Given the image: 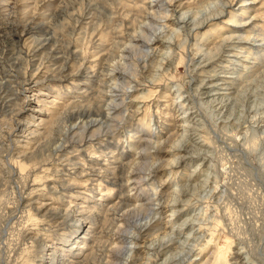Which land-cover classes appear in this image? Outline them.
Returning a JSON list of instances; mask_svg holds the SVG:
<instances>
[{
    "label": "rangeland",
    "instance_id": "obj_1",
    "mask_svg": "<svg viewBox=\"0 0 264 264\" xmlns=\"http://www.w3.org/2000/svg\"><path fill=\"white\" fill-rule=\"evenodd\" d=\"M217 2L224 13L195 35L178 26ZM221 2L0 0V264H177L183 240L179 264H264V137L249 145L264 134V102L251 104L264 92V0ZM177 87L199 102L189 119L165 111ZM210 97L215 108L200 105ZM186 184L196 191L182 197ZM81 207L92 224L66 215Z\"/></svg>",
    "mask_w": 264,
    "mask_h": 264
},
{
    "label": "bare ground",
    "instance_id": "obj_2",
    "mask_svg": "<svg viewBox=\"0 0 264 264\" xmlns=\"http://www.w3.org/2000/svg\"><path fill=\"white\" fill-rule=\"evenodd\" d=\"M216 1V0H215ZM218 1H220L221 2V0H218ZM222 3V2H221ZM224 7H225V4L223 3V5L222 6H219L218 5V2H217V4L211 9V10H206L207 11V13L205 12V14H203V16H200V17H192V19L189 21H187L186 20V14H184V15H182L181 17H180V20L181 21H179L178 22V26H182L183 28H186L187 30H188V32H190L191 34L192 33H194V35H195V33H196V30H198L199 28H201L206 22H212L216 17H217V15H219V14H221V13H224V11H221L220 9H223L224 10ZM182 7L181 6H178V7H176V8H174V9H181ZM211 8V7H210ZM196 16V15H195ZM217 19V18H216ZM177 23V22H176ZM179 29H181V27L179 28ZM186 30V31H187ZM163 32V31H162ZM160 33V32H159ZM161 34H163V33H161ZM177 36V35H176ZM187 37V36H186ZM193 39V38H192ZM237 39H239V37H233V38H227V39H222L221 41V43H220V46L221 47H219V49H221V51H222V49H223V47L224 46H228V44H229V42H233V40H237ZM135 40V39H134ZM155 40V39H154ZM188 40V39H187ZM49 41L50 40H47V41H45L44 43L45 44H48L49 43ZM52 41V40H51ZM133 41V40H132ZM136 42V41H135ZM185 42H186V40L184 41L183 40V42H180V43H178L177 45H179L180 47H184L185 46ZM132 43V42H131ZM176 44V43H175ZM174 44V45H175ZM67 45V44H66ZM157 45V44H156ZM162 45V44H161ZM69 46H70V44H69ZM154 46V45H153ZM168 46V45H167ZM142 47V46H141ZM65 49V48H64ZM130 49L131 50H137V51H139V53L140 54H142V53H145V52H143L142 50H140V49H138V47L137 46H135V45H131V47H130ZM153 49V48H152ZM177 49H179V48H177ZM218 49V50H219ZM143 50H145V49H143ZM150 50V49H149ZM155 50V49H154ZM147 51V50H146ZM173 51V50H172ZM178 51V50H177ZM174 52V51H173ZM139 53L137 52L136 54H138L139 55ZM150 53V52H149ZM160 53V52H159ZM169 53V52H168ZM178 53V52H177ZM182 53V52H181ZM202 53V52H201ZM226 53V52H225ZM228 53V52H227ZM163 54V53H162ZM173 54V53H172ZM206 54V53H205ZM210 53H208V55H209ZM148 55V54H147ZM150 55H151V53H150ZM169 55V54H168ZM182 55H184V54H182ZM197 55V54H196ZM228 55H230L229 53H228ZM135 56V55H134ZM171 56V55H170ZM70 57V56H69ZM186 57V56H185ZM184 57V58H185ZM206 57V56H205ZM237 57V56H236ZM160 58V57H159ZM178 58V57H177ZM177 58H176V60H177ZM107 59V58H106ZM156 59V58H155ZM166 59V58H165ZM172 59V58H171ZM121 60H123L124 61V57H121ZM168 60V59H167ZM166 60V61H167ZM178 60H179V62H182V63H184L183 62V60H182V58H178ZM186 60V59H185ZM208 60V59H207ZM189 62H190V65H188L189 64V62H187V63H185V65H183L184 66V68H186L188 71L189 70H192L193 68H196V70H197V68H199V66L201 65V64H195V60H194V58H192V59H189L188 60ZM209 61V60H208ZM210 62V61H209ZM127 63V62H126ZM181 63V64H182ZM192 63H194V64H192ZM204 63V62H203ZM204 64H206V63H204ZM203 64V65H204ZM82 65V64H81ZM105 65H106V61H105ZM170 66V65H169ZM168 66V67H169ZM61 70V69H60ZM66 71V70H65ZM162 71H164V70H162ZM201 71V70H200ZM102 72V71H101ZM104 72V71H103ZM191 72V71H190ZM110 73H112V72H110ZM165 73V72H164ZM100 76V75H99ZM133 76V75H132ZM4 77H6V76H4ZM108 77V76H107ZM114 77V76H113ZM117 77H120V76H117ZM30 79H32L31 77H30ZM109 79V78H108ZM116 79H118V78H116ZM174 80V79H173ZM260 80H262V81H264V74L261 76V77H259V81ZM24 81V80H23ZM101 81V80H100ZM117 81V80H116ZM139 81V80H138ZM192 81V80H191ZM28 82V81H27ZM34 82H36V81H34ZM34 82H30V83H34ZM25 83V82H24ZM98 83V82H97ZM111 83V82H110ZM112 83H114V82H112ZM140 83V82H139ZM257 83V82H256ZM255 83V84H256ZM259 83V82H258ZM126 84V83H125ZM201 84H203V81H201L200 82V85ZM216 84V83H215ZM108 85V84H107ZM106 85V86H107ZM119 85V84H118ZM200 85H198V87L200 86ZM176 86H178V85H176ZM27 87V86H26ZM120 87V86H119ZM181 87V86H180ZM180 87H177V90H175V92H176V97H174V100H170V99H167V101H166V105H167V108L165 109V111H168V110H170V108L171 107H174V110L176 109V108H181L182 109V114H181V118L180 119H189L188 117H190V114H189V112H191V109H196V105H198L199 104V102L198 101H195V100H189L188 98H186L185 100H182L181 101V99H182V93H180V90H182V89H180ZM191 87V86H190ZM212 87H216V85H214V83H212ZM17 89V88H16ZM259 89H261L262 91H264V87H259ZM19 90V89H18ZM17 91V90H16ZM26 91V90H25ZM100 91V90H99ZM22 92V91H21ZM196 92V91H195ZM212 92H219L218 90H205V93H203V96H205V95H209V94H211ZM245 92V91H244ZM259 91L257 90V89H255V91L253 92V97L254 98H256V97H258V96H260L261 97V99H256V101H253V102H251V104H253L254 105V107L256 106H260L261 104H263V102H264V92H262L261 94H259L258 93ZM14 94V93H13ZM196 94V96H198V97H202V94H199L198 92L197 93H195ZM18 95V93L17 92H15V94L14 95H12L13 97L15 96V97H18L17 96ZM110 96H112V95H110ZM242 96H244V94L242 95ZM14 97V98H15ZM167 98H169V97H167ZM173 98V97H172ZM218 98V97H217ZM221 98V97H220ZM100 99V98H99ZM146 99V98H145ZM176 99H178V100H180L181 102L180 103H182L183 102V104L181 105L180 103H174L175 102V100ZM243 99V98H242ZM249 99H250V97H249ZM249 99H247V100H249ZM104 100V99H103ZM215 100H217V99H214V98H211L210 97V99H208V100H205V101H201L200 99H199V101L201 102L200 103V105H202V106H205V105H207V106H209L210 108H213L214 107V105H213V103L215 104L217 101H215ZM216 104H218V103H216ZM250 104V105H251ZM158 105H156V107H157ZM162 106V105H161ZM220 106V105H219ZM185 108H187V109H185ZM215 108V107H214ZM234 108V107H233ZM237 108V107H236ZM101 109V108H100ZM200 109V108H199ZM97 110V109H96ZM197 110V109H196ZM97 112V111H96ZM197 112V111H196ZM206 112V111H205ZM116 112H114V114H115ZM203 114V113H202ZM83 117H85L87 114H81ZM85 115V116H84ZM89 115V114H88ZM189 115V116H188ZM257 115V113H255V115L254 116H256ZM98 118L100 117V116H98V115H96ZM200 116V115H199ZM205 116V115H204ZM203 116V117H204ZM130 117H132V115H130L129 116V118ZM206 117V116H205ZM204 117V118H205ZM239 117V116H238ZM257 117V116H256ZM258 117H259V115H258ZM114 118V117H113ZM256 119V118H255ZM262 122V121H261ZM84 123V122H83ZM107 124V123H106ZM115 124V123H114ZM258 124H260V123H258ZM262 124V123H261ZM103 125V124H102ZM116 125V124H115ZM114 125V126H115ZM182 125H183V128H193V127H195V126H200L199 125V123H196V121L195 122H192V120H191V123H189L187 120H183V122H182ZM202 126V125H201ZM203 126H205V125H203ZM17 127V126H16ZM82 127V126H81ZM206 127V126H205ZM264 127V126H263ZM262 127V128H263ZM183 128H180V129H183ZM78 129V128H77ZM76 129V130H77ZM115 129V128H114ZM113 129V130H114ZM194 129V128H193ZM19 130V129H18ZM110 130V129H109ZM112 130V129H111ZM205 130V129H204ZM21 131V130H20ZM99 131V130H98ZM187 131V130H186ZM248 131V130H247ZM261 131V130H260ZM100 132V131H99ZM188 132V131H187ZM208 132V131H207ZM252 132L255 134L254 135V140L252 141V139H250L252 142H251V144H249V145H252V146H254L255 147V145L257 144V142L259 141V138L261 137H264V134L262 133L261 135H259L258 133H256L254 130H252ZM183 133V135H184V132H182ZM190 133V132H189ZM69 134V133H68ZM96 134V133H95ZM188 134V133H187ZM65 135V134H64ZM76 135V134H75ZM239 135V133H236V136H238ZM241 135V134H240ZM72 136V135H71ZM186 137V136H185ZM190 137V136H189ZM204 137V136H203ZM11 138V137H10ZM210 138V137H209ZM188 139V138H187ZM208 139V138H207ZM237 139V138H236ZM239 139V138H238ZM65 140V139H64ZM208 140H210V139H208ZM18 141V140H17ZM190 141V140H189ZM189 141H187V142H189ZM245 141V140H244ZM64 142V141H63ZM186 143V142H185ZM247 142L245 141V144H246ZM249 143H250V141H249ZM260 143V142H259ZM209 144H210V142H209ZM244 144V143H243ZM2 145V144H1ZM56 145V144H55ZM160 145V144H159ZM103 146H105V145H103ZM102 146V147H103ZM203 146V145H202ZM58 147V146H57ZM108 147V146H107ZM110 147V146H109ZM112 147V146H111ZM146 147V146H145ZM157 147H158V145H157ZM183 146H179L178 148H182ZM209 147V146H208ZM104 148V147H103ZM200 148V147H199ZM202 148V147H201ZM216 148V147H215ZM256 148V147H255ZM104 150V149H103ZM162 150V149H161ZM180 151H183V150H181V149H179ZM250 150H253L252 148H250ZM58 151V150H57ZM1 152V151H0ZM194 153H196V152H198V151H193ZM48 154H49V152H48ZM103 154V153H102ZM14 157V156H13ZM95 157V156H94ZM180 157V156H179ZM12 158V157H11ZM19 158V157H18ZM48 159V158H47ZM9 160V159H8ZM45 160V159H44ZM70 160V159H69ZM116 160V159H115ZM181 159L179 158L178 159V161H175L176 163H175V165H177L178 166V164H180L181 162H179ZM47 160H45V162H46ZM42 162V161H41ZM10 163V162H9ZM25 163V162H24ZM37 164V163H36ZM76 165V164H75ZM94 166V165H93ZM127 167V166H126ZM10 169H13V168H11V167H9ZM15 168L16 169H19L20 170V172H22L23 170H25L24 169V166L21 164V161H16L15 162ZM232 168V167H231ZM6 169V168H5ZM66 169V168H65ZM156 169H158V168H156ZM105 170V169H104ZM107 170V169H106ZM226 170V169H225ZM28 171V170H27ZM158 171V170H157ZM157 171H155V170H153V172L152 173H156ZM109 172V171H108ZM110 172H111V170H110ZM13 173V172H12ZM15 173H17V172H15ZM14 173V174H15ZM26 173V172H25ZM94 173V172H93ZM114 174V173H113ZM127 175V174H126ZM17 176V175H16ZM26 176H28V175H26ZM135 185V184H134ZM136 186V185H135ZM181 187V196L182 197H185L186 195H188L187 194V191L188 190H190V191H196V189L195 188H193V189H191L192 187H191V185H183V186H180ZM179 187V188H180ZM51 189V188H50ZM216 188H214V190H215ZM180 190V189H179ZM217 190V189H216ZM52 191H57L56 189H53ZM192 192V193H193ZM218 192V191H217ZM216 192V193H217ZM213 193V192H212ZM211 193V194H212ZM219 193V192H218ZM222 193V192H221ZM192 195V194H191ZM208 195H210V194H208ZM225 195V194H224ZM180 196V197H181ZM215 196V195H214ZM217 196V195H216ZM187 198V197H186ZM224 198V197H223ZM119 198H117V200H118ZM213 199V198H212ZM214 199H216V198H214ZM119 200H121V199H119ZM178 200V199H177ZM114 201V200H113ZM122 201V200H121ZM125 201V200H124ZM82 202V201H81ZM179 203H181V201L179 200L178 201ZM264 203V202H263ZM62 204V203H61ZM120 204H121V202L119 203H117L116 205H114L113 207H117V206H120ZM77 205V204H76ZM76 205H75V207H76ZM177 205V204H176ZM187 206L189 205V203L188 204H186ZM215 205V204H214ZM124 206H125V204H124ZM108 207H112V206H108ZM172 208V207H171ZM75 209V208H74ZM74 209H69V210H67V211H65L66 212V215H70V216H73L74 218H76V219H79V220H81V221H84V220H89V224L91 223H93V221H95L96 220V218H95V215L92 213V214H90L89 212H87V210L86 209H82V207H81V210H80V208H77V210H76V212H73V210ZM113 209H115V208H113ZM140 209V208H139ZM110 210V209H109ZM108 210V211H109ZM150 210V209H149ZM51 211L52 212H55L56 213V215L58 214V212L56 211V209H51ZM154 211H155V214H156V216H160L161 215V211H162V209H160L159 207H156L155 209H154ZM174 211V210H173ZM118 212V211H117ZM176 212V211H175ZM175 212H172V215L173 214H175ZM114 213V212H113ZM90 214V215H89ZM108 214V213H107ZM178 214V213H177ZM183 215H184V212H183ZM98 216V215H97ZM195 216V215H194ZM177 217V216H176ZM108 218V217H107ZM114 218V217H113ZM119 218V217H118ZM153 218V217H152ZM180 218V217H179ZM104 219V218H103ZM112 220V219H111ZM153 220V219H152ZM184 220H186V219H184ZM113 221V220H112ZM190 220H188V223H190L189 222ZM111 222V221H110ZM116 222H118V220L116 221ZM187 222V221H186ZM186 222L184 221V223L182 224V225H180V227L181 226H185L186 225ZM98 223H99V221H98ZM109 223V222H108ZM150 223V222H149ZM149 223H147V224H149ZM196 223H197V221H196ZM160 224V223H159ZM102 226H103V224H102ZM144 227H145V225H143ZM160 226L161 227H163V225L162 224H160ZM177 227V226H176ZM178 227H179V225H178ZM164 230V229H163ZM186 230V229H185ZM191 230V229H190ZM159 231V230H158ZM157 231V232H158ZM150 232V231H149ZM176 232V231H175ZM174 232V233H175ZM192 232V231H191ZM132 233V232H131ZM159 233V232H158ZM187 233V232H186ZM193 233V232H192ZM192 233H189L188 235H187V237H191V235H192ZM176 234V233H175ZM179 234V233H178ZM130 235H132V234H130ZM135 235H137V234H135ZM170 235V234H169ZM169 235L168 236H165V238L166 237H168L169 238ZM86 236H88V235H86ZM164 236V235H163ZM175 236V235H174ZM115 237V236H114ZM136 237V236H135ZM180 237V236H179ZM104 238H106V237H104ZM103 238V239H104ZM113 238V237H112ZM163 238V237H162ZM172 237H170L169 239H171ZM264 238V237H263ZM101 240H102V238H100ZM169 239H167V240H169ZM117 240H119V239H117ZM164 240V239H163ZM173 240V239H172ZM83 241V240H82ZM127 241V240H126ZM184 241V240H183ZM180 242V244L178 245V246H176V247H178V249H177V254L175 255V253H174V256L172 255V257L176 260V263L177 264H179V263H181V261H184V260H187L188 259V256H190L188 253H186L185 252V249L183 250V248H185L183 245H185V242ZM187 241H188V239H187ZM199 241V240H198ZM197 241V242H198ZM232 240H229V239H227L226 240V242L224 243V244H227L228 245V247L230 246V245H232L231 242ZM103 242V241H102ZM116 243H117V241H115ZM86 243V242H85ZM84 242L83 243H81L80 245H78V248H77V250L79 249V250H81V249H83L84 248V246L86 245ZM107 243V242H106ZM112 243V242H111ZM137 243V242H136ZM187 243V242H186ZM189 243V242H188ZM100 244V243H99ZM110 244V243H109ZM108 244V245H109ZM113 244V243H112ZM125 244V243H124ZM131 244V243H130ZM162 244V243H161ZM177 244V243H176ZM101 245H104V243H101ZM111 245V244H110ZM116 245V244H115ZM187 245V244H186ZM185 245V246H186ZM118 247H119V245H117ZM124 246V245H123ZM129 246V245H128ZM130 246H132V245H130ZM63 247H66L65 245H63V246H60V247H57V248H51L52 250H51V252H52V254H51V256H54L55 255V253H57V252H63V250H61V249H63ZM151 247V246H150ZM155 247V246H154ZM187 247V246H186ZM197 247V246H196ZM190 248V247H189ZM129 249V248H128ZM131 249V248H130ZM158 249V248H157ZM168 249H170V248H168ZM192 249H193V247H192ZM174 250V249H173ZM172 250V251H173ZM187 250H189V249H187ZM50 251V250H49ZM126 252L128 251V250H125ZM170 251H171V249H170ZM178 251L180 252V253H178ZM192 251V250H191ZM193 251H194V249H193ZM131 252V251H130ZM252 252V251H251ZM93 253V252H92ZM97 254L99 253V252H96ZM159 253V252H158ZM167 253V252H166ZM193 253V252H192ZM101 254H103V253H101ZM105 254V253H104ZM104 254H103V256H104ZM133 254V253H132ZM213 254H218V257H219V252H216V251H213ZM253 254V253H252ZM110 255V254H109ZM148 255V254H147ZM152 255V254H151ZM151 255H150V257H151ZM155 255V254H154ZM237 255V254H236ZM256 255V254H255ZM102 256V255H101ZM131 256V255H130ZM129 256V257H130ZM159 256V255H158ZM166 256V255H165ZM164 256V257H165ZM230 256V253L228 254V251H227V253H225L224 255H223V257H222V259H221V261H225L226 259L228 260V257ZM93 257H95V256H93ZM108 257H110V256H108ZM154 257V256H153ZM160 257V256H159ZM99 258V257H98ZM114 258H115V256H114ZM237 258V257H236ZM94 259V258H93ZM97 259V258H96ZM104 259V258H103ZM153 259H155V258H153ZM162 259V258H161ZM135 260V259H134ZM134 260H133V262H134ZM211 260V259H210ZM226 260V261H227ZM118 261V263H119V260H117ZM126 261V260H125ZM128 261V260H127ZM130 261H132V259L130 260ZM149 261V260H148ZM236 261V260H235ZM51 262V264H54L53 262H52V260L50 261ZM65 262H68L67 260H65ZM110 262H111V260H110ZM169 262V260L167 261H165L164 260V262H162V264H166V263H168ZM208 262V261H207ZM256 262V261H255ZM254 262V263H255ZM6 264H8L7 262H5ZM114 263V262H113ZM174 263V262H173ZM172 263V264H173ZM257 263V262H256ZM255 263V264H256ZM66 264H69V263H66ZM120 264V263H119ZM205 264H206V262H205ZM241 264V263H240Z\"/></svg>",
    "mask_w": 264,
    "mask_h": 264
}]
</instances>
